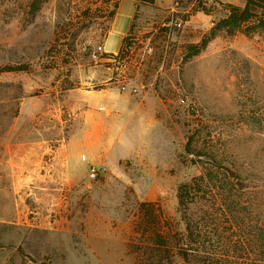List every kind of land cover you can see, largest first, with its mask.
<instances>
[{
	"label": "rangeland",
	"instance_id": "1",
	"mask_svg": "<svg viewBox=\"0 0 264 264\" xmlns=\"http://www.w3.org/2000/svg\"><path fill=\"white\" fill-rule=\"evenodd\" d=\"M118 3L0 0V264H139L141 203L184 228L202 175V249L264 264V28L213 33L244 0H141L108 57Z\"/></svg>",
	"mask_w": 264,
	"mask_h": 264
},
{
	"label": "trees",
	"instance_id": "2",
	"mask_svg": "<svg viewBox=\"0 0 264 264\" xmlns=\"http://www.w3.org/2000/svg\"><path fill=\"white\" fill-rule=\"evenodd\" d=\"M244 1L243 7L227 5L228 13L216 23L213 33L226 31L234 35L248 25L264 28V0ZM207 43L208 40L205 39L199 46H191V55L199 54ZM107 55L116 57L112 54ZM24 69L26 68L22 66L7 67L4 71L17 72ZM208 181L207 177L202 175L178 187V206L183 217L184 228H179L167 214L158 213L160 207L157 208V203H141L135 227L136 236L131 246L132 251L138 255L139 264H168L174 262L177 257L185 264H216L202 249L204 242L200 235L196 234L193 218L190 215L191 206L198 203L199 193L205 185H209ZM137 234L140 237H137Z\"/></svg>",
	"mask_w": 264,
	"mask_h": 264
},
{
	"label": "crops",
	"instance_id": "3",
	"mask_svg": "<svg viewBox=\"0 0 264 264\" xmlns=\"http://www.w3.org/2000/svg\"><path fill=\"white\" fill-rule=\"evenodd\" d=\"M140 2L141 0H119L108 33L100 46L103 53L117 55L122 51Z\"/></svg>",
	"mask_w": 264,
	"mask_h": 264
},
{
	"label": "built area",
	"instance_id": "4",
	"mask_svg": "<svg viewBox=\"0 0 264 264\" xmlns=\"http://www.w3.org/2000/svg\"><path fill=\"white\" fill-rule=\"evenodd\" d=\"M100 51H101V49H100ZM94 55H96V54L94 53ZM103 172H104L103 169H101L100 167L91 166L90 171H89V175L92 179H95L99 175H101Z\"/></svg>",
	"mask_w": 264,
	"mask_h": 264
}]
</instances>
